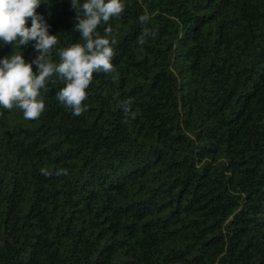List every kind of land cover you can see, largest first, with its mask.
<instances>
[{"label":"trees","instance_id":"1","mask_svg":"<svg viewBox=\"0 0 264 264\" xmlns=\"http://www.w3.org/2000/svg\"><path fill=\"white\" fill-rule=\"evenodd\" d=\"M123 3L97 29L115 71L94 73L83 114L55 75L38 119L0 107V264H264V0ZM37 12L58 63L83 42L77 13Z\"/></svg>","mask_w":264,"mask_h":264},{"label":"clouds","instance_id":"2","mask_svg":"<svg viewBox=\"0 0 264 264\" xmlns=\"http://www.w3.org/2000/svg\"><path fill=\"white\" fill-rule=\"evenodd\" d=\"M41 4L42 0H0V42L13 48L11 55L0 59V107L6 110L19 108L25 119H38L46 106L41 90H46L47 82L55 75L64 84L57 93V100L74 116H79L86 110L83 102L87 99L86 90L94 73L111 74L115 71L112 63L113 45L116 44L113 28L106 27L103 35L97 29L102 23L109 24L112 18L119 17L125 5L123 0H84L82 4L80 0H71L77 13L75 31L80 33L83 42L57 50V63L53 60L57 35L50 34V26L37 12ZM149 18L145 13L139 21L147 24ZM148 34L144 29L137 42L143 45L144 36ZM30 44L37 55L28 62L21 50ZM131 103L129 100L123 105L126 116L131 112ZM41 172L45 176L53 175L46 169ZM54 174L66 176L68 170L60 168Z\"/></svg>","mask_w":264,"mask_h":264}]
</instances>
